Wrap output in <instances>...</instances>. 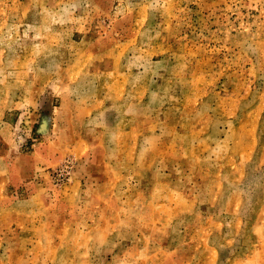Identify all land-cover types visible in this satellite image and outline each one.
Segmentation results:
<instances>
[{"label": "rangeland", "instance_id": "1", "mask_svg": "<svg viewBox=\"0 0 264 264\" xmlns=\"http://www.w3.org/2000/svg\"><path fill=\"white\" fill-rule=\"evenodd\" d=\"M0 264H264V0H0Z\"/></svg>", "mask_w": 264, "mask_h": 264}, {"label": "built area", "instance_id": "2", "mask_svg": "<svg viewBox=\"0 0 264 264\" xmlns=\"http://www.w3.org/2000/svg\"><path fill=\"white\" fill-rule=\"evenodd\" d=\"M62 171H63V169H60L58 174H62Z\"/></svg>", "mask_w": 264, "mask_h": 264}]
</instances>
